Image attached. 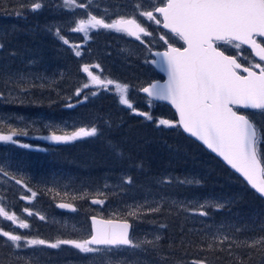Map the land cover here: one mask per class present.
I'll list each match as a JSON object with an SVG mask.
<instances>
[{
    "label": "trees",
    "instance_id": "1",
    "mask_svg": "<svg viewBox=\"0 0 264 264\" xmlns=\"http://www.w3.org/2000/svg\"><path fill=\"white\" fill-rule=\"evenodd\" d=\"M19 3V0H0V45H3L0 47V91H3L0 111L33 115L35 118L32 116L31 120L49 115L54 119L69 116L61 107L76 91V80L85 77L83 67L79 69L80 62L69 51L60 47L57 51L55 42L40 37L32 25L23 23L21 16L5 18V14L21 11ZM34 12L31 8L26 14L33 16ZM24 59L29 71L24 70ZM58 64L64 65L63 76L53 81ZM22 70L24 80L21 77H13V82L7 80ZM47 72L52 77L46 82ZM88 93L91 92L81 91L77 99ZM106 93L102 97H89L90 102L81 107L99 118L93 123L97 128L95 137L60 144L37 141L29 143L36 151L30 148L21 152L17 148L16 153L0 146L1 157L18 169L15 180L37 193L34 197L37 207H58L66 202L76 211L82 207L78 197L82 192L86 193L85 200L93 196L121 204L120 209H124L114 217L132 221L135 227L136 243L140 247L132 248L134 259L143 256L159 264H264V244L248 246L264 237V200L179 127L157 128L145 117L134 116L133 110ZM131 98L138 99L135 95ZM158 106L168 109L166 105ZM0 126L6 130V123ZM28 133L44 136L43 129L29 128ZM261 143L263 146L264 141ZM123 172L130 183L122 179ZM134 210L135 216L128 215L127 212ZM200 211L207 215H200ZM22 219L31 225L22 231L28 239H43L48 243L80 239L76 232L61 229L62 224H38L36 218L25 215ZM11 224L6 222L7 229ZM143 228L159 230V239L139 234ZM224 237L228 240L221 243ZM48 255L47 260L60 264H84L81 257H76L72 245L62 244Z\"/></svg>",
    "mask_w": 264,
    "mask_h": 264
},
{
    "label": "snow or ice",
    "instance_id": "2",
    "mask_svg": "<svg viewBox=\"0 0 264 264\" xmlns=\"http://www.w3.org/2000/svg\"><path fill=\"white\" fill-rule=\"evenodd\" d=\"M62 3L68 9L87 7L78 0H62ZM136 7L139 16L162 25L183 42L180 47H175L163 36L160 37L167 44V49L155 53L159 60H154L153 63L158 64L161 70L167 73V81L163 84L151 83L140 89L151 98L168 101L175 108L178 121L174 123L160 119L158 125L181 127L184 132L222 157L252 189L264 197V156L260 153L264 133L248 114L238 111L246 109L264 114V64L260 63L264 62V0H158V3L149 0L150 10L141 9L139 4ZM40 8V3L33 2V11ZM154 13H158L160 18ZM101 28L123 32L137 40H141L142 35H151L135 17L121 16L109 23L90 12L86 18L76 21L71 31L83 33L87 37L90 30ZM56 34L59 36V29ZM60 39L64 44L69 43L62 36ZM243 46H248L260 62H250L248 66H244L238 62L237 55L226 54L228 47L239 52ZM73 50L76 56L81 55L79 45L74 46ZM92 67L100 66L97 64ZM82 71L88 77V82L83 84V88L96 87L107 90L108 86H113L119 94V102L135 111L126 95L127 85L112 79H102L100 75L94 74L88 65H84ZM81 90L77 89V96ZM137 114L145 116L148 120L152 119L147 113ZM27 134L12 127H8L5 134L3 126H0V141L3 142L17 143L14 137ZM96 135V127H81L70 134L53 133L45 138L55 142H70ZM21 146L29 147L27 144ZM16 183L20 184L21 181L16 180ZM28 191L31 192V197L37 195L31 189ZM21 199L30 197L24 196ZM91 202L100 205L104 203L101 199H92ZM58 207L75 210L71 204L66 203H61ZM24 211L28 216L33 215L28 209ZM199 214L207 215L205 211H200ZM128 215L135 216L136 211H130ZM0 217L13 225H18L19 228L29 227L25 220L19 219L15 213H10L3 206H0ZM39 218L44 219L43 216ZM129 228L130 225L126 221L121 223L92 217L89 239L57 240L55 243H48L43 239H30L26 241V246L47 245L50 248H58L66 244L72 245L82 253L100 252V246L109 249L120 246L140 247V244L130 238ZM0 237L6 238L17 248L21 246L19 242L22 236L12 231L0 228ZM226 240L228 237H224L221 243ZM256 244H264V237L248 246L255 247Z\"/></svg>",
    "mask_w": 264,
    "mask_h": 264
},
{
    "label": "rangeland",
    "instance_id": "3",
    "mask_svg": "<svg viewBox=\"0 0 264 264\" xmlns=\"http://www.w3.org/2000/svg\"><path fill=\"white\" fill-rule=\"evenodd\" d=\"M19 7H20V12L17 11V13H10V14H5V18L10 19V17H22L23 23H26L28 25H32V29H35V32L38 33V35L42 38H48L52 42H55V37L57 34V29L62 33V31H66L68 27H66L65 22L60 20L58 22L55 21L56 16L59 14H62L65 12V7L63 6V3H59L58 8L53 10L50 6L51 0H19ZM33 2H38L41 4V8L36 10L31 16L29 13L30 9L32 8ZM8 8V7H6ZM45 40V39H42ZM119 42H123V45L121 48H119ZM133 43V44H132ZM130 42L128 39H123V40H115L110 42L107 46L106 49L101 50L100 48L98 49V53L100 52L101 55H98L97 57H94V53H92V57L89 56H76L74 50L72 48L67 49L66 46H60V49H64V51H69L71 54L74 55V59L78 60L80 62L79 64V69L82 68L84 65L90 66V70L97 75H100L102 79H112L113 81H119L122 83H126L128 85V90H127V98L130 101V103L133 105V108L135 111H132L134 116L141 118L142 115H138L137 113H147L149 114L152 119L148 120V123H151L152 125L154 124L155 127L157 128H163V129H168V130H175L176 127H165L162 125H158V121L160 119H167L170 121H173L174 123L177 121L176 116L170 113V109H167L165 107H160L158 105H154L153 101L147 102L143 105H141V102L144 100L141 98V94L138 93V90L140 87L143 86L142 80L145 78H151L154 77L155 71L150 69L149 66L147 65H142V64H136L132 60H126L127 56L129 57V54H132L134 56H137L138 51L141 53V59L145 58V54H142L143 48L134 42ZM74 47V45H73ZM122 49V50H121ZM230 52L234 53L235 55H238L240 57L241 61L248 66L250 62H259L256 60L249 49L246 47H242V49L237 52V50L233 48H227V50ZM121 50V53H120ZM230 53V54H232ZM233 55V54H232ZM29 63V61H28ZM23 64L25 65V69H27V59H24ZM99 65V68L92 67L94 65ZM58 66H61L58 68ZM64 65H57L55 76L53 78V81L58 79H61L63 76V69ZM24 70L21 72H14L12 74V77H8L9 82H13V79L17 77L22 78L24 80L26 78ZM1 72V69H0ZM75 75L77 73L73 71ZM62 74V75H61ZM126 74L131 75L134 80L131 79V77H125ZM84 78L82 80L77 79L76 84H77V89H82L81 91H88L91 93L84 94L83 99H77V89L74 92V94L70 95V99L65 103L64 106L61 107L62 112L65 110L66 113L69 114V116H64L61 117V119H54L51 115L46 116V117H41L38 115L37 117L40 116V119H35L31 120L30 118L33 115H18L17 113L14 114H7L3 113L0 111V123H6V130L4 131L5 134L7 133V128L12 127L17 129L18 131H23L28 133V129H35L38 131L39 129H43L44 136L43 137H37L36 134L34 133H28L27 135H21L14 137V139L17 141V143H11V142H3L0 141V146L4 147L7 146L10 150L11 153H16L17 148L23 149L27 151V149L32 148L31 150L36 151L33 146H31L29 143H34L37 141H41V143L44 144H50V143H62V142H55L49 139H46L45 137L51 136L53 133L56 135H63L65 133H72L76 131L77 129L83 127V128H91L93 127V123H95L96 120L99 118H95L90 111L85 112V108H81L84 103L90 102L89 97H93L92 95L93 92H95V95H100L102 97L103 93L106 91L112 96H115L116 99L119 101V94L115 91L113 86H108V89L105 90L104 88H96V87H90V88H83V84L88 82V77L87 74H84ZM122 76V80L119 78ZM14 77V78H13ZM52 77V74L50 72H47L44 74V78L46 82ZM83 79H86L84 81ZM130 79V80H128ZM124 80V81H123ZM128 80V83L125 81ZM75 78L71 83H74ZM67 85V84H65ZM14 91V90H13ZM3 92V91H0ZM81 95V92H80ZM80 95L78 97H80ZM137 96L138 99H132L131 96ZM85 97H87L85 99ZM69 105H72V107H69ZM126 106V105H124ZM127 107V106H126ZM128 108V107H127ZM74 110H79L77 112H73ZM133 110V109H131ZM150 110V111H148ZM250 118L253 119V121L256 123L257 127L261 129V132L264 133V114H260L259 112H253L250 113ZM109 116V114L107 115ZM34 117V116H33ZM145 117V116H142ZM35 118V117H34ZM93 118H95L94 121ZM119 125V123L117 124ZM178 127V126H177ZM180 128V127H179ZM181 131V129H180ZM95 137V136H93ZM86 138H91V137H83L79 138L77 140H85ZM75 140V141H77ZM74 141H70L68 143H73ZM27 144L29 147L25 148L22 147L21 145ZM262 146V143H261ZM22 152V151H21ZM261 154L264 156V145L262 146L261 149ZM25 155V153H23ZM120 154L117 153V156ZM12 163L10 160L6 159L5 157H1L0 155V166H3L2 171H0V206H3L6 208L7 211L10 213L15 212L17 217L19 219H22V217L25 215L28 217L27 212H25V209H28L33 213V219H37L38 224H42V222H47L46 224L48 225H55L57 226L58 224H62V228L64 231L65 229H68V231L71 230V233L73 234L76 232L78 235L77 237L80 239H77V241H83L86 238L89 237L90 232H91V224L89 222V215H97L101 216L104 218L111 219L114 217L115 214L120 213L122 211L121 204L114 205V202H106L105 200L102 205H94L92 204L91 200L92 199H97L98 197H91L89 196L87 200H85L84 194L85 192H82V194H79V200L82 205L80 209H77L76 211L74 210L73 212L69 210H64L61 211L57 205L55 207H47L46 209H41L38 208L35 202L34 197H31V192L28 191V188H26L25 185L23 184H17L15 177V174L17 173L18 169L13 168L11 166ZM10 166V167H9ZM7 173V175H4V173ZM122 173V171H121ZM120 173V174H121ZM4 176V177H3ZM126 177L128 175L124 174L122 175V179L128 182L126 180ZM31 189V188H29ZM31 191H34L31 189ZM30 197V199H21V197ZM192 196V195H191ZM189 196V197H191ZM127 204V203H124ZM60 209V210H58ZM75 209V208H74ZM19 211V213H18ZM66 211V212H65ZM59 212H64V215H61ZM75 213V215H73ZM115 212V213H113ZM73 213V214H72ZM129 213V212H127ZM43 216L44 219L41 220L39 217ZM112 216V217H111ZM116 218V217H114ZM31 227V225H29ZM29 227L27 229H29ZM12 229L16 230L18 229V226L12 225ZM133 235L132 239L136 243V233L135 232V227H133ZM149 234L153 235L154 238L159 237L160 231L157 229H141L139 234ZM34 239V238H31ZM138 239V237H137ZM30 240V239H29ZM55 243V242H54ZM13 249L16 251L14 252V259L17 258V256L21 257L27 256L29 262L34 261L35 264H60L57 263L56 261H50L47 260L46 258H50L48 253L51 250H54V248H50L47 245H43V249H41L42 245H36V246H29L28 249L24 251L23 247H15L14 245ZM129 249L122 250L119 248H113L110 250L109 248L101 247V251L97 253H82L75 247L73 249L76 251V257H81L80 262L84 264H159V262L155 261L154 259L150 258H145L143 256H140L139 258L136 257L134 259V256L131 254L132 253V248L128 247ZM41 251L40 254L37 253V251ZM19 255H17V253ZM75 255V252H74ZM75 257V256H74ZM77 263V262H76Z\"/></svg>",
    "mask_w": 264,
    "mask_h": 264
},
{
    "label": "flooded vegetation",
    "instance_id": "4",
    "mask_svg": "<svg viewBox=\"0 0 264 264\" xmlns=\"http://www.w3.org/2000/svg\"><path fill=\"white\" fill-rule=\"evenodd\" d=\"M78 2L86 4L87 7L74 9H68L65 7V12L56 16V22L62 20L65 22L66 27L69 26L66 31H62V33L59 31V36H54L56 40L55 45L57 51L60 46H66L67 49L72 48L73 50V45H79V51L82 55L92 57V53H94V57H97L98 55H101L100 52L98 53L99 48L104 50L106 49V46L112 41L128 39L131 43L134 42L139 44L143 48L142 54H145V58L141 59V53L138 51L137 56L129 54L130 56H127L126 60L128 59L134 61L135 65L139 63L146 66L148 65L150 69L155 71L154 77H152V75L151 78H145V80H142V82L145 84H151V81L153 80L163 81L164 75L155 70V67L152 64L154 60H158V57L155 55V53L163 52L167 49V44H165L164 40H161L160 37L163 36L165 40L168 41V43H172L175 47H180L183 42L174 37L167 29H164L162 25H157L153 21H148L146 17H141L138 15L139 10L136 7L137 4H139L143 10H150L149 0H78ZM151 2L158 3V0H151ZM59 3H62V0H51L50 5H52L50 7L55 10L58 8ZM89 12L93 15H96L98 18H103L105 22L109 23L121 16L125 18L135 17L138 22H140L142 26H144L147 31L151 33V35H142L141 40H137L135 37L129 36L126 33L103 28L98 30H90L87 37H85L83 33L71 31V29L75 26L76 21H78L80 18H86L87 13ZM154 14L157 16V18H160L158 13ZM61 36L64 39H67L69 43L64 44L63 40L60 39ZM122 45L123 42H119V48H121ZM230 53H232L230 52V49L229 51H226L227 55H235L234 53ZM116 82L119 81L117 80ZM119 83L123 84L122 82ZM145 99L148 100L146 97ZM6 222L7 220L4 218L0 219V228H2L4 231H12L14 234H18L16 231L20 230L21 232L18 235L22 236V240L19 243L23 247L24 251L28 249L29 246H26V241L29 239L22 235V231L25 232L27 228L18 227V229L13 230V224H11L7 229L5 226ZM15 251L16 250L13 249L10 241H7V239L4 237H0V264L29 263L27 256L21 255V257L17 256V258L14 259ZM17 255H19V253H17Z\"/></svg>",
    "mask_w": 264,
    "mask_h": 264
},
{
    "label": "water",
    "instance_id": "5",
    "mask_svg": "<svg viewBox=\"0 0 264 264\" xmlns=\"http://www.w3.org/2000/svg\"><path fill=\"white\" fill-rule=\"evenodd\" d=\"M247 48H248V46H246ZM251 52H252V50L250 49V48H248ZM254 55V54H253ZM258 60H259V58L258 57H256ZM158 60H159V57H158ZM264 63V62H263ZM154 64V63H153ZM155 65V68H156V70H158L159 72H161V73H163L165 76H166V79L163 81V82H159V83H161V84H163V83H165L166 81H167V73L165 72V71H162L161 70V67L158 65V64H154ZM153 83H156V82H153ZM149 86V85H148ZM147 87V86H146ZM142 94H145L146 96H148L146 93H144V92H142V91H140ZM149 97V96H148ZM150 99H153V100H155V101H157V102H160V103H166V104H169L171 107H173L168 101H166V100H159V99H154V98H151V97H149ZM174 108V107H173ZM241 110H246V109H241ZM174 111H175V108H174ZM248 111H254V110H248ZM176 112V111H175ZM178 115V114H177ZM178 119H179V117H178ZM182 129V128H181ZM182 131H183V129H182ZM184 132V131H183ZM184 134L187 136V137H190V138H192V139H194L197 143H199V144H201L202 145V147L203 148H205L210 154H213L217 159H219L223 164H225L230 170H232L235 174H237L239 177H241V179L243 180V181H245L246 182V184H247V181L246 180H244V178L238 173V172H236L234 169H232L231 168V166L230 165H228L223 159H222V157H220V156H218L215 152H212L210 149H208L201 141H199V140H197L195 137H192V136H190V134H188V133H186V132H184ZM248 185V184H247ZM250 186V185H249ZM250 188H251V186H250ZM252 189V188H251ZM254 192H256L254 189H252ZM257 193V192H256ZM259 196H260V194L259 193H257ZM264 198V197H263ZM67 204V203H66ZM94 205H98V204H94ZM60 208V207H59ZM60 209H62V210H72V208H60ZM92 217H96L97 219H104V220H109V219H106V218H104V217H101V216H97V215H90V217H89V221L91 222V231H92ZM111 220H115V221H117V222H121V223H123V222H127L129 225H130V228H129V236H130V238L132 239V235H133V227H134V225H133V223L131 222V221H128V220H126V219H123V220H121V219H113V218H111ZM91 234V233H90ZM89 238H90V236H89ZM89 238H87V239H89ZM100 247H104V246H100ZM120 247H124V246H120Z\"/></svg>",
    "mask_w": 264,
    "mask_h": 264
}]
</instances>
